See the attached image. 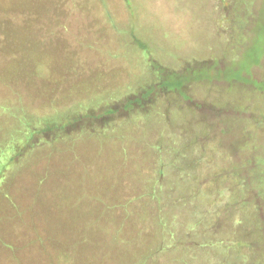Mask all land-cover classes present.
Listing matches in <instances>:
<instances>
[{
    "label": "rangeland",
    "instance_id": "374dc122",
    "mask_svg": "<svg viewBox=\"0 0 264 264\" xmlns=\"http://www.w3.org/2000/svg\"><path fill=\"white\" fill-rule=\"evenodd\" d=\"M232 2L234 18L250 27L243 53L257 39L264 57V0H243L241 16L239 0ZM222 17L221 0H0V264H93L108 253L125 261L145 255L150 264H264L254 198L239 178L264 177V137L239 135L260 118H233L229 132L219 123L233 115L222 108L227 93L246 86L192 82L173 100L163 96L151 114L115 129L133 136L127 144L111 130L101 138L56 129L65 137L39 135L24 146L35 131L61 128L77 112L99 107L97 118L103 108H118L117 95L126 98L153 77L152 62L183 69L188 81L210 69L212 56L242 54L226 49ZM231 68L224 78H235ZM231 109L244 110L238 103ZM85 118L73 128L97 121ZM191 134L198 135L192 162L176 159L173 147ZM157 174L163 202L146 203L138 198L143 181ZM131 194V208L154 212L153 223L137 222L131 245L110 251L100 240L71 239L75 211ZM110 209L122 216V207Z\"/></svg>",
    "mask_w": 264,
    "mask_h": 264
},
{
    "label": "trees",
    "instance_id": "16d2710c",
    "mask_svg": "<svg viewBox=\"0 0 264 264\" xmlns=\"http://www.w3.org/2000/svg\"><path fill=\"white\" fill-rule=\"evenodd\" d=\"M243 0H239V9H237V13L241 16L243 13V9L246 7V4L242 3ZM223 5V11L225 12L226 17H222V27L226 30L224 33L225 43L228 48L226 49H234V47L237 49H243V45H248V41L246 39L247 32H249V28L246 25H244L243 21H237L234 16L232 15L233 8L237 5H233L232 0H221ZM237 7V6H236ZM226 9V10H225ZM234 25L232 26V24ZM235 26V27H234ZM264 31V28L262 29ZM249 35V34H248ZM245 40V41H244ZM233 41L236 42L235 45H233ZM252 45L250 49L247 48L245 52L240 54L238 53L235 57H225L223 53L220 56H212L213 63L209 66L208 71L205 69H200L197 73L198 78H194L192 74H194L193 71L189 73V75H192L190 79L187 81L183 76V69H170L163 65H160L159 63H150L152 71L155 68V71L157 73L152 72V76L146 83H144L139 88L135 89L132 93H130L126 98H119L118 100L121 104L118 108H112V107H106L103 108L102 111H99V113L96 115L97 118H95V114L93 111H98V108H95L91 112H77L80 113L76 117H72L71 121H68L64 123V125L58 128L51 127L44 131L43 129L37 130L33 133L31 141L28 140V142L24 145L25 148L29 143H32L39 135L43 136L44 134H50L51 137H54V140H59L61 137H65L64 134L68 135L70 133H73L75 131L76 133H82L88 131L90 135H93V133L96 132L97 136H100L101 138H106L108 136L107 131L111 130L112 137H117L119 140L125 142L127 144V140H133V136L129 133H126V131H122V133L115 134V129L117 127H120L122 125L125 126L124 123H131L137 121L138 114L142 113L141 116H147L148 114H151V111L155 107L156 103L158 102L159 98L161 97H167L169 99L173 100L172 93H175L179 95L182 91H186V85L192 84V82H212L214 80L223 81L225 82V88H230L235 85L240 86H246L245 89L241 88L240 92L237 93V96H235L234 93H227L226 97L227 100L223 102L222 108L228 109L231 113L233 112V115L229 112L224 114L222 116V119H220V124L224 127V130L231 131L230 129H234L236 122H231V119L238 118L242 115L248 116L252 118L253 116L257 115L260 119L257 124L254 125V127L247 122L239 127L240 131L239 135L242 136V140L249 139L250 133H254V135L257 137V139H260L261 137H264V107L259 108L262 104H264V57H262V53L260 49L257 46V43H261L257 39L252 40ZM230 46V47H229ZM247 51V52H246ZM230 56L232 55L231 52ZM263 58V59H262ZM222 63V65H220ZM154 65L156 67H154ZM232 67L230 70H232L236 75L230 76L229 78L234 79H226L224 78V74L226 73V70L228 67ZM210 70V71H209ZM188 73V72H187ZM157 86H160L159 88ZM224 88H222L223 90ZM158 91L159 95H155ZM242 92V93H241ZM189 93V92H188ZM234 94V97H233ZM260 98H256V97ZM189 98L191 99L190 93ZM175 100V99H174ZM178 102V101H176ZM191 101H189L188 104H190ZM237 103L240 104L244 110L237 111L233 110V105L237 106ZM253 103V104H252ZM258 103L256 107H254V104ZM220 106V105H219ZM257 108V109H254ZM111 110L108 111L107 110ZM245 110H247V113H245ZM76 115L75 112H72ZM121 113H127L126 115ZM94 115V116H92ZM89 118V119H95L94 123H91L89 121L88 126L85 128H73V125L81 124L82 118ZM85 118V119H86ZM48 122V121H47ZM49 123V122H48ZM56 124V121L54 120L53 123ZM97 125V126H96ZM239 126V125H238ZM253 127V128H252ZM209 126V130H210ZM56 129L62 130L64 133L60 137L58 134H54ZM194 134H191L188 136L187 141L185 143L180 144L177 147H173L176 149L174 150V156H176V159H181V157H185L188 162H192L191 155L193 152L194 146L197 144V136L194 138ZM173 143V142H172ZM23 147V146H22ZM159 145L157 149H160L159 151H162V148ZM178 149V150H177ZM127 149L125 148L124 152L126 153ZM17 155V154H16ZM244 155V154H243ZM242 155V156H243ZM15 157V156H14ZM12 159H15V158ZM160 157V156H159ZM244 157V156H243ZM159 165V164H158ZM156 165L155 170L159 171V168ZM158 167V169H157ZM162 174V170H160L159 175ZM158 175V174H157ZM150 176L146 177V179H149L144 182L145 191L141 192L140 195H138V198H145L146 203H149V201L161 203L162 196L160 195L161 191V176ZM242 180V183L245 187V189H248V194L254 198V202L252 203L251 208L254 209V215L253 217L259 221V237H262L264 240V177L261 175H252L248 174V172H245V174H241L239 177ZM253 194V195H252ZM6 198H9V195H5ZM136 196H133L131 194L127 198L125 197L124 201L118 203V204H107L106 207L98 208V209H81L77 210L73 214V218L75 220L74 224H71V227L68 225L69 229L71 228L72 231V240H100L101 244H106L108 247V250L112 251L115 244L118 245H131L130 243L132 240H136L138 238L137 231H136V224L141 223L145 220H150L151 223L154 221V212L148 207L142 209H133L130 207V204L136 200ZM249 198L245 201V205L248 204ZM157 200V201H156ZM100 201L99 197H96V203ZM254 204V207H253ZM121 209V215L119 216L114 214V211L117 210H111L110 208H119ZM6 214L9 215L8 211L6 210ZM4 215V213H3ZM132 224V233H126L125 232V226L127 224ZM2 240V239H1ZM103 254L100 252L98 255ZM141 255V254H140ZM139 254H135L131 256V258H127L125 261L122 259V257L118 259H111L109 258L110 254H104L102 255L103 258H97L93 261V264H99V260L102 259L103 263L101 264H150L147 262L146 256L143 255V257H140ZM112 257V255H111Z\"/></svg>",
    "mask_w": 264,
    "mask_h": 264
}]
</instances>
